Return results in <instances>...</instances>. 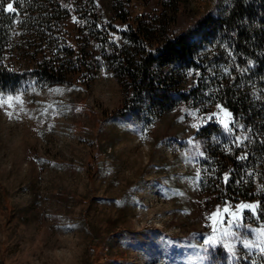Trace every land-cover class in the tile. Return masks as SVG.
<instances>
[{
	"label": "rangeland",
	"instance_id": "374dc122",
	"mask_svg": "<svg viewBox=\"0 0 264 264\" xmlns=\"http://www.w3.org/2000/svg\"><path fill=\"white\" fill-rule=\"evenodd\" d=\"M60 1L69 11L64 37L76 54L96 33L92 18L126 30L163 10L160 0H132L123 21L114 0ZM233 2L181 0L175 30L219 10L222 16ZM12 35L4 65L15 75L0 87V264H264L258 199L217 201L203 184L216 178L206 163L209 141L231 132L221 104L132 111L97 55L64 82H37L30 71L41 49L20 29ZM209 123L224 135L199 133Z\"/></svg>",
	"mask_w": 264,
	"mask_h": 264
},
{
	"label": "trees",
	"instance_id": "16d2710c",
	"mask_svg": "<svg viewBox=\"0 0 264 264\" xmlns=\"http://www.w3.org/2000/svg\"><path fill=\"white\" fill-rule=\"evenodd\" d=\"M8 2L16 12L5 10ZM131 2L114 0L115 9L123 10L118 14L123 21L128 15L123 7ZM160 2L163 10L157 17H138L126 30L92 18L96 33L88 37V48L79 47L76 54L64 37L69 11L60 0H0V87L13 81L15 72L4 59L13 49V32L20 29V37L37 44L43 54L30 71L37 82H64L68 75L88 70L87 55H97L117 77L125 93L123 105L132 111L138 107L153 115L181 103L203 109L221 104L240 127L228 133L230 138L209 141L206 163L216 178L207 176L203 184L217 201L258 199L262 215L264 0H234L222 16L221 10L213 17L208 14L181 32L175 30L181 0ZM113 32L119 41L110 39ZM201 132L210 140L224 135L217 123Z\"/></svg>",
	"mask_w": 264,
	"mask_h": 264
},
{
	"label": "snow or ice",
	"instance_id": "6c2138e0",
	"mask_svg": "<svg viewBox=\"0 0 264 264\" xmlns=\"http://www.w3.org/2000/svg\"><path fill=\"white\" fill-rule=\"evenodd\" d=\"M16 2L18 3V0H16ZM7 12L9 13H13L16 11V8L13 7V4L12 3H9L7 4V8L5 9ZM4 95L3 93H0V100H3L4 98ZM8 99L9 100H12L13 99V96L12 95H8ZM217 107H221L222 108V111L224 113V119L221 121V123L223 124L224 128L228 131H232L233 130V127L234 126H237L234 124V121H230L228 118L229 117H232V113L227 109V108H223L221 105H217ZM215 115V114H213ZM212 117L210 116L209 119H211ZM231 125V126H230ZM240 208L241 209H245V208H254L253 205H248V204H241L240 205ZM227 211V209H225ZM233 215H235L233 213ZM239 220V218H238ZM227 235V233H225ZM211 241V237L209 238V240H206L205 243H209ZM246 248L247 247H250V245L248 243H245L244 245ZM262 252H264V248L261 249Z\"/></svg>",
	"mask_w": 264,
	"mask_h": 264
}]
</instances>
